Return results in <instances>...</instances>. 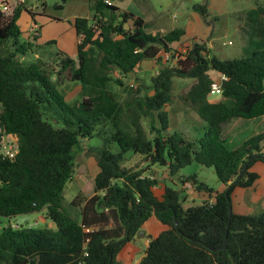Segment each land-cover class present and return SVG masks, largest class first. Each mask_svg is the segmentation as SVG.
<instances>
[{
	"label": "trees",
	"instance_id": "1",
	"mask_svg": "<svg viewBox=\"0 0 264 264\" xmlns=\"http://www.w3.org/2000/svg\"><path fill=\"white\" fill-rule=\"evenodd\" d=\"M89 1L92 16L74 20L78 38L83 35L77 44L78 67L73 68L74 57L57 49L59 71L40 59L19 58L34 46L22 39L19 19L28 10L25 5L0 14V127L16 134L20 147L15 160L0 154V264H125L120 253L152 217L166 229L149 235L138 264H264V209L230 214L235 187L249 188L259 178L251 169L264 162V131L238 145L224 136L232 119L264 115V8L254 10L260 39L250 54L221 58L195 40L175 64L151 77L152 93L129 87L122 102L111 84L114 72H135L144 61L170 53L185 28L153 34L142 17L105 0ZM193 8L208 14L207 2ZM131 17L134 24L125 29ZM66 71L71 81L91 89L77 105L66 101L59 79H53ZM211 71L226 77L222 99L216 102L209 99L215 81ZM174 77L194 80L181 98L206 122L202 136L168 133L166 106L173 101ZM115 83L124 84L122 79ZM93 137L101 140L89 148L99 167L94 193L80 191L66 207L75 150L82 139ZM129 151L167 167L171 175L194 162L213 167L226 189L217 191L192 173L181 182H191L209 198L214 194L213 201L187 205L185 189L172 184L158 196L157 178L124 164ZM43 210L56 229L30 228L28 220L16 228L11 223L1 227L2 218Z\"/></svg>",
	"mask_w": 264,
	"mask_h": 264
},
{
	"label": "rangeland",
	"instance_id": "2",
	"mask_svg": "<svg viewBox=\"0 0 264 264\" xmlns=\"http://www.w3.org/2000/svg\"><path fill=\"white\" fill-rule=\"evenodd\" d=\"M206 2L208 4V14L204 17L193 6ZM117 3L122 7L131 8L137 14L139 12L145 14L151 20L147 28L149 32L153 34L155 32L166 33L174 28L184 27L187 31L184 39H188L172 43L170 53L163 51L158 60H149L150 64L146 60L147 64H142L135 72L123 75L119 71H115L111 84L122 102L127 100L126 90L129 87H141L143 88V94L146 91L152 93L151 77L163 66L175 64L176 57L180 53L186 52L187 47L194 42L193 38L203 39L211 52L221 58L246 56L250 54L252 47L260 39L254 31L256 28L254 19L258 18V14L254 10L258 7L264 8V0H117ZM60 5L62 7H59ZM25 6L28 10L44 13L47 16L45 17L46 19H40V22L43 20L50 21L42 29L41 33L44 37L58 33L62 42L70 48L75 47L76 44L75 37L71 38L69 34L71 23L74 22L77 16L87 17L90 12L93 14L89 0H27ZM28 10L22 12L19 24L23 31L22 39L34 43V46L32 47V52L19 58L25 61L40 59L48 68L53 67L56 71H59L57 66L58 58H56L57 49L53 44H47V42H41L37 39L41 29L40 26L35 31L30 30L32 18ZM48 17L55 18L48 19ZM66 50L71 52L69 54L76 60L73 68L78 67L77 54L68 48ZM211 74L215 81H221L222 75L219 72L211 71ZM53 79H59L58 89L71 105L79 104L85 96L91 94L90 87L80 82L71 81L67 71L63 72L58 78L54 75ZM116 79H122L124 84L115 83ZM193 82L194 80L191 78L174 77L173 101L166 106L170 113L171 121L168 133L179 131L186 136L199 137L205 132L206 122L186 105L181 98L190 89ZM210 97L217 100L222 97V94H214ZM144 125L149 131L150 125L147 120H144ZM262 131H264V116L253 119L234 118L225 125L224 136L232 144L238 145L250 136ZM100 144L101 140L98 137L85 138L81 140L80 145L76 148L75 172L67 183L64 192L63 202L66 207L70 205L78 192L82 191L87 196H91L94 193V177L98 173L99 167L95 156L89 152V148ZM113 151H118L117 145H113ZM126 157L125 165L144 170L145 174L159 180L157 186V193L159 194L163 191L162 187L167 184H172L182 190L180 188L181 177L192 173H197L201 181H205L214 189L222 186V182H220L213 167H205L194 162L182 168L177 175H171L167 167L153 164L139 153L129 151ZM239 189L244 191V188ZM184 194L187 198V205L199 203L204 199L214 200V198H209V196L194 197L190 193ZM232 197L236 209L246 205V198L243 192H235ZM72 211L74 210L72 209ZM15 220L2 218L1 227L11 223L16 228ZM25 226L56 229V225L52 220L46 217V210L32 213ZM146 229L149 230L148 234L145 232L140 237L136 236L124 247L119 255L123 263L138 264L144 256L149 242L147 241L149 235L157 236L162 230L166 229V226L155 217H152L144 224L143 230L146 231Z\"/></svg>",
	"mask_w": 264,
	"mask_h": 264
},
{
	"label": "crops",
	"instance_id": "3",
	"mask_svg": "<svg viewBox=\"0 0 264 264\" xmlns=\"http://www.w3.org/2000/svg\"><path fill=\"white\" fill-rule=\"evenodd\" d=\"M89 3H90V1H89ZM110 3L111 4H114V5L118 6V7H120L122 9V11L132 12L136 16L142 17L144 19L147 27H148V23H151V20H149L148 17H146L145 14H143L141 12H139L137 14V13L134 12V10H132L129 7H122V6H120L117 3V0H111ZM28 13L30 14V16L32 18V22L30 23L31 24L30 27H32L33 25H37V26H40L41 27L38 40H40L41 42H48V41H51V40L52 41H55L54 47L56 49H59V50L65 52V53L69 54L71 52H68L66 50L68 48L70 50H73L74 53L77 54V41H78V36H77L76 28L74 26V22L71 23L70 30H69L70 33L69 34H70V37L71 38L72 37H75V43L76 44H75V47L73 46V48L72 47L70 48L66 44H64V42H62V40L59 38V34L58 33H54L52 35H48V36H45V37L42 35V33H41L42 32V29L44 28L45 25H47L48 22H50L49 20H47V21L46 20H43L42 22H40V19H44L45 17H47L44 13H40V12H37L36 13L35 11H31V10H29ZM90 16H92L91 12H90V14L87 17H90ZM82 17H85V16H82ZM54 18L48 17V19H54ZM153 24H154V22H153ZM155 33H157V32H155ZM162 33H164V32H162ZM186 34H187V31H186V28H185V34L182 36L181 40L176 41L174 43L181 42L183 40H188V39H184V37H185ZM193 40L194 41L195 40L203 41V39H200V38H195V39L193 38ZM69 55H71V54H69ZM147 63L150 64V61L148 60ZM147 63H146V61H144L143 62V65L144 64H147ZM209 99L212 102H216V101L221 100L222 97H220L218 99L216 98L217 100H215V99H211V97L209 96ZM263 116H261V117H263ZM239 119H242V118H239ZM251 170L254 171V172H257L259 174V178L256 180V182L254 183L253 186H251L249 188H244L243 189L244 191H241L239 189V188H242V187H238V186L235 187L233 193H235V192H243L244 195H245V198H246V205L240 206L238 209H236L235 206H234V200H233V197H232V209H233V211L235 213H242V214L258 213V212H260V211H262L264 209V162L263 161H257L254 164V166L252 167ZM98 172H99V170H98ZM167 185H169V184H167ZM157 188L158 187L156 186L155 187V192H156V194L158 196H161L163 194V192H164L165 185L162 187V190L163 191H161V194L157 193ZM180 188L181 189H185L184 188V183L180 182ZM225 189H226V186L222 183V186H220V188L215 189V190H217V191H224ZM185 193L193 194L194 197H208L205 192L198 191L195 187H194V189H190V190H186L185 189ZM233 193H232V196H233ZM211 198H214V197H211ZM145 232L148 234L149 233V230L146 229ZM147 241H149V237L147 238Z\"/></svg>",
	"mask_w": 264,
	"mask_h": 264
},
{
	"label": "built area",
	"instance_id": "4",
	"mask_svg": "<svg viewBox=\"0 0 264 264\" xmlns=\"http://www.w3.org/2000/svg\"><path fill=\"white\" fill-rule=\"evenodd\" d=\"M26 1L27 0H0V14L11 12L15 8L21 5H25ZM105 1L108 3L111 2V0H105ZM37 27H38L37 25H33L30 28V30L35 31ZM82 39H83V35L79 37V42H81ZM158 73H159V70H157L155 74H158ZM225 78L226 77L222 75V79H225ZM221 81L220 82L214 81L212 83L210 96L214 94H222L223 89H222ZM1 130L2 129L0 127V132H2ZM19 150H20V147H19L18 136L16 134L2 132L0 136V154L11 160H15L17 155L19 154ZM0 184H1V181H0ZM184 188L186 190H190V189H194V186L191 182H186L184 183Z\"/></svg>",
	"mask_w": 264,
	"mask_h": 264
},
{
	"label": "water",
	"instance_id": "5",
	"mask_svg": "<svg viewBox=\"0 0 264 264\" xmlns=\"http://www.w3.org/2000/svg\"><path fill=\"white\" fill-rule=\"evenodd\" d=\"M133 24H134V18L131 17V18H129V19L127 20V22H125L124 27H125V29H130V27H131ZM227 190H228V189H227ZM227 190H226V192H227ZM232 212H233V209H232V207H231L230 214H232ZM30 217H31V214H27V215L20 216V217L16 218L15 223H16L17 226L22 225V224H24L27 220H29ZM144 233H145V230L141 229V230L139 231V233L137 234V237H140V236H141L142 234H144ZM226 244H227V238L225 239L224 244L222 245L221 248H222V249L225 248V247H226Z\"/></svg>",
	"mask_w": 264,
	"mask_h": 264
}]
</instances>
